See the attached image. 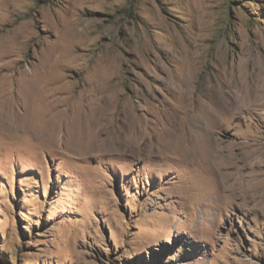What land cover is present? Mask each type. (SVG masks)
<instances>
[{
  "label": "rangeland",
  "instance_id": "obj_1",
  "mask_svg": "<svg viewBox=\"0 0 264 264\" xmlns=\"http://www.w3.org/2000/svg\"><path fill=\"white\" fill-rule=\"evenodd\" d=\"M235 171L264 173V0H0V264H264Z\"/></svg>",
  "mask_w": 264,
  "mask_h": 264
},
{
  "label": "bare ground",
  "instance_id": "obj_2",
  "mask_svg": "<svg viewBox=\"0 0 264 264\" xmlns=\"http://www.w3.org/2000/svg\"><path fill=\"white\" fill-rule=\"evenodd\" d=\"M208 173L212 175L211 171H208ZM223 173L225 174L223 179L225 190L229 192L231 200L240 197V204L251 202L253 207L258 206L257 200L264 198V173L262 171Z\"/></svg>",
  "mask_w": 264,
  "mask_h": 264
}]
</instances>
